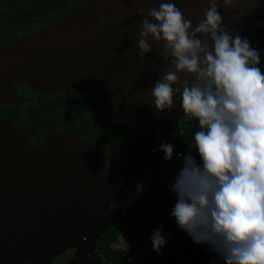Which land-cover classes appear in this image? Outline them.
I'll list each match as a JSON object with an SVG mask.
<instances>
[{
    "label": "water",
    "instance_id": "1",
    "mask_svg": "<svg viewBox=\"0 0 264 264\" xmlns=\"http://www.w3.org/2000/svg\"><path fill=\"white\" fill-rule=\"evenodd\" d=\"M251 1L241 0L235 7L226 9L221 5L218 9L223 23L233 32L238 27L237 34L242 38L257 33L251 27L264 5L260 0L240 17ZM175 2L193 25L208 7L207 0ZM158 3L87 0L37 38L0 47V95L11 81L8 75L12 79L18 76L44 92L64 88L87 95L97 118L116 126L158 119L146 90L159 77L152 62L162 68L164 61L155 48L142 59L136 46L141 20L137 9L143 8L146 13ZM177 99L170 113L166 114L170 106L161 113L158 123L140 127L130 135L123 165L119 171L109 172L111 185L105 181L104 161L97 159L77 136L46 133L41 144L32 148L28 144L30 132L0 121V264L52 261L68 247H75V253L65 264H107L94 253L103 233L129 206L132 193L127 194L121 183L137 168L140 140L160 136L159 145L165 137L164 142H168L179 128L177 122L184 113L180 111L179 95L173 97V103ZM91 220L94 225L85 231L80 225ZM81 230L86 234L84 240Z\"/></svg>",
    "mask_w": 264,
    "mask_h": 264
},
{
    "label": "clouds",
    "instance_id": "2",
    "mask_svg": "<svg viewBox=\"0 0 264 264\" xmlns=\"http://www.w3.org/2000/svg\"><path fill=\"white\" fill-rule=\"evenodd\" d=\"M207 3L195 25L175 0H159L146 13L136 11L141 17L137 55L146 59L155 48L164 61L162 68L152 62L159 77L146 90L153 115L159 118L179 95L181 119L193 117L199 126L187 150L175 153L179 166L167 185L175 195L170 216L193 243L215 254L209 264H264L261 53L229 29L218 10L241 0ZM174 147L162 141L151 151H161L171 161ZM166 235L163 225L149 235L157 254L167 244Z\"/></svg>",
    "mask_w": 264,
    "mask_h": 264
},
{
    "label": "flooded vegetation",
    "instance_id": "3",
    "mask_svg": "<svg viewBox=\"0 0 264 264\" xmlns=\"http://www.w3.org/2000/svg\"><path fill=\"white\" fill-rule=\"evenodd\" d=\"M85 1L87 0H0V47L14 45L21 40L37 38L47 30L48 26L69 14ZM258 1L260 0H252L250 5L239 13L240 17L252 9ZM263 13L264 5L260 9V15ZM99 16L105 18L104 15ZM259 17L253 19L251 27V30L257 29V33L264 24V15L262 19ZM238 29L237 27L234 32L237 33ZM257 33H250L248 39ZM93 49L96 51L95 48ZM28 50L32 51L33 48ZM103 65L106 63L104 62ZM107 76L109 81V72ZM8 78L11 81L8 85L6 84V88L0 95V121L10 124L17 130L30 132L28 144L32 148L41 144L46 133L54 137L67 133L77 136L94 151L97 159L100 157L104 161L102 164L106 168L107 185H111L109 172L119 171L125 161V146L129 142L130 135L137 132L140 127H149L161 120L160 118L142 119L131 122L127 126H116L97 118L89 107L87 95L80 96L64 88L44 92L38 90L27 80H20L18 76L12 79L8 75ZM178 101L177 99L170 106L166 114L171 112ZM180 123L182 124L181 121ZM159 138L160 136L140 140L137 168L121 183L127 194L132 193L136 196V192H140L143 175L150 171L161 152L151 151L159 143ZM150 144L155 145L150 149L148 148ZM119 183L120 180L117 181L118 186H120ZM69 251L70 253L64 254L59 259L58 264H65L74 255L72 250Z\"/></svg>",
    "mask_w": 264,
    "mask_h": 264
},
{
    "label": "trees",
    "instance_id": "4",
    "mask_svg": "<svg viewBox=\"0 0 264 264\" xmlns=\"http://www.w3.org/2000/svg\"><path fill=\"white\" fill-rule=\"evenodd\" d=\"M253 48L261 53L260 67L264 71V24L261 30L249 39ZM198 122L195 118L187 116L180 128L175 130L169 139L174 144V155L171 161L163 159V152H159L157 162L150 171L143 175L140 192L132 199L130 205L124 210L117 222L109 227L99 239L94 255L111 264H137L132 261L126 251L113 244L121 233H126L140 248L149 253L147 260L150 264H209L214 253L206 251L205 245H197L181 231L170 216V210L175 202L174 193L168 189V183H156L159 176L165 170L176 163V152L187 150L192 143V137L198 130ZM195 153V150L193 149ZM163 225L167 244L157 254L152 247L149 235L153 229ZM223 264V262H219Z\"/></svg>",
    "mask_w": 264,
    "mask_h": 264
},
{
    "label": "rangeland",
    "instance_id": "5",
    "mask_svg": "<svg viewBox=\"0 0 264 264\" xmlns=\"http://www.w3.org/2000/svg\"><path fill=\"white\" fill-rule=\"evenodd\" d=\"M263 15H264V13L259 18L262 19ZM180 121L183 122V119H180L177 122V124ZM177 126H179V125H177ZM175 128H176V126H175ZM167 138L168 137H165V138H163V140L165 141ZM178 166H179V163H176L172 166H169L165 170V172H163L159 176L156 183H158V184L160 182L168 183L170 177L175 174ZM136 194H138V192H136ZM132 198L133 197H130L131 200H132ZM93 225H94V222H93V220H91V221H87L86 223L82 222V224L80 226H82L84 228V230L86 231V229L91 228ZM81 231H82V236H83V240H84L85 239L84 235H86V234L83 232V230H81ZM113 246L123 248L126 251V253L129 255L130 259L137 264H150L147 260L149 253H146V251H144L142 248H140L138 246V244H136V242L132 238H130V236H128V234H126V233H121L119 235L118 240L113 244ZM68 250H72L73 254H74L75 247H68L66 249L61 250L60 253L55 258H53L52 261L51 260L47 261L45 259H39L36 264H58L57 262L59 261V259H61L64 256V254L67 255L68 253H70V251L68 252ZM28 261L29 260H27V262ZM30 261L33 262V260H30ZM27 262H26V264H27ZM7 264H11V262H9ZM33 264H35V263H33Z\"/></svg>",
    "mask_w": 264,
    "mask_h": 264
}]
</instances>
